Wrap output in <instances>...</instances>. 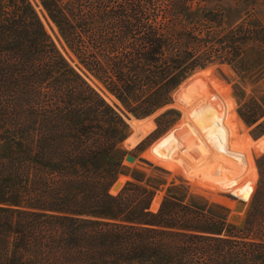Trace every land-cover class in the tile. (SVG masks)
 Returning <instances> with one entry per match:
<instances>
[{
  "label": "trees",
  "instance_id": "trees-1",
  "mask_svg": "<svg viewBox=\"0 0 264 264\" xmlns=\"http://www.w3.org/2000/svg\"><path fill=\"white\" fill-rule=\"evenodd\" d=\"M39 1L82 68L137 117L168 109L199 70L264 69V20L253 13L264 0H238L251 11L234 24L210 0ZM96 88L29 0H0V139L10 145L0 157V264H264V154L241 224L174 196L154 211L144 184L111 191L129 127ZM238 113L264 136L260 101ZM178 120L168 110L151 136Z\"/></svg>",
  "mask_w": 264,
  "mask_h": 264
},
{
  "label": "rangeland",
  "instance_id": "rangeland-1",
  "mask_svg": "<svg viewBox=\"0 0 264 264\" xmlns=\"http://www.w3.org/2000/svg\"><path fill=\"white\" fill-rule=\"evenodd\" d=\"M29 1L39 13L50 40L71 68L97 87L128 124V137L121 146L122 189L128 181L154 189V211L165 197L174 196L221 215L228 214L231 221L241 224L245 204L260 178L256 160L264 154V136L257 140L252 136L255 126H248L239 117L238 109L252 98L264 105V69L246 75L240 70L242 66L219 63L199 70L174 92V102L168 109L151 117H137L82 68L40 1ZM210 4L224 9L230 24L244 20L251 11V6L238 0H210ZM253 13L256 20H264V8L258 7ZM168 110L178 114V122L168 131L151 136L158 128L157 120ZM176 117L172 115L170 119ZM149 136L147 143L138 148ZM9 150V143L0 139V157ZM129 156L134 159L127 160Z\"/></svg>",
  "mask_w": 264,
  "mask_h": 264
},
{
  "label": "water",
  "instance_id": "water-1",
  "mask_svg": "<svg viewBox=\"0 0 264 264\" xmlns=\"http://www.w3.org/2000/svg\"><path fill=\"white\" fill-rule=\"evenodd\" d=\"M133 159H134V157H132V156L127 157V160H133ZM122 186L123 185L119 181H117L112 189H114L115 191L120 192L121 189H122Z\"/></svg>",
  "mask_w": 264,
  "mask_h": 264
},
{
  "label": "bare ground",
  "instance_id": "bare-ground-1",
  "mask_svg": "<svg viewBox=\"0 0 264 264\" xmlns=\"http://www.w3.org/2000/svg\"><path fill=\"white\" fill-rule=\"evenodd\" d=\"M119 182L123 185V182L119 180ZM112 191H114L115 193H118V191H115L114 189H112Z\"/></svg>",
  "mask_w": 264,
  "mask_h": 264
}]
</instances>
